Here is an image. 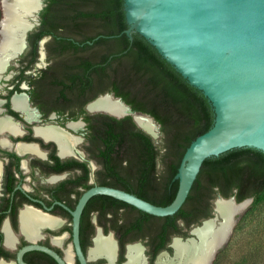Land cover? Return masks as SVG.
I'll return each instance as SVG.
<instances>
[{"label": "trees", "instance_id": "trees-1", "mask_svg": "<svg viewBox=\"0 0 264 264\" xmlns=\"http://www.w3.org/2000/svg\"><path fill=\"white\" fill-rule=\"evenodd\" d=\"M123 7L124 0H45L40 24L29 34L31 51L37 54L44 35L57 38L58 30L64 28L70 34L55 39V43L74 51V63L60 76L45 72L41 80L34 81L37 90L49 97L37 95L34 100L42 107H54L61 100L67 101L61 104L63 108L83 107L99 93L110 91L134 111L153 117L161 126L162 148L131 115L119 119L105 113L85 114L93 154L121 157L125 164L123 188L166 206L176 196L179 183L175 176L187 148L213 126L215 115L208 98L144 37L134 34V40L129 39L124 33L128 25ZM82 51L87 54L77 55ZM65 80L71 84L66 85ZM91 85L100 86V90L93 89L91 96L84 97ZM67 89L78 96L69 99ZM218 195L234 196L238 202L253 198V205L260 204L264 200V153L235 148L206 159L185 204L174 216H152L123 203L139 213L136 227L150 222L148 234L163 238V233L172 228V234L188 237L193 225L214 216L212 199Z\"/></svg>", "mask_w": 264, "mask_h": 264}, {"label": "flooded vegetation", "instance_id": "flooded-vegetation-1", "mask_svg": "<svg viewBox=\"0 0 264 264\" xmlns=\"http://www.w3.org/2000/svg\"><path fill=\"white\" fill-rule=\"evenodd\" d=\"M66 30L59 29L57 38L44 35L38 42L37 54L31 51L28 35L24 52L6 64V71L3 68L0 72V88L5 85V91H0V261L7 264H19L20 250L34 245L55 251L65 264H81L75 246L73 215L81 197L96 186L125 190L124 161L116 155L93 154L91 131L85 119L86 113H102L93 111L97 109H91V105L98 97L113 92H101L83 107L63 108L61 104H67L64 100L54 107H42L34 100L35 96L44 95L34 81L41 80L45 72L60 76L74 63V51L55 43V39L70 34ZM85 54L86 51L77 53ZM15 61L19 66H12ZM64 83L69 85L71 81ZM93 89L100 90V86L91 85L83 96H91ZM66 95L69 99L78 96L72 89H67ZM17 96L25 97L26 107L14 106ZM72 124L78 126L74 128ZM51 129L71 138L63 151ZM216 198L212 199L213 204ZM137 216L139 213L121 200L108 195L93 196L83 209L79 228L87 263L109 264L108 258L91 255L98 235L112 239L114 264H124L129 247L136 244L143 248L142 264H145L143 255L147 264H155L163 251L173 253L174 237L180 235L172 234V228L165 232L162 228L163 238L154 237L148 234L150 222L135 226ZM23 260L27 264H60L47 252L32 248L24 252Z\"/></svg>", "mask_w": 264, "mask_h": 264}, {"label": "water", "instance_id": "water-1", "mask_svg": "<svg viewBox=\"0 0 264 264\" xmlns=\"http://www.w3.org/2000/svg\"><path fill=\"white\" fill-rule=\"evenodd\" d=\"M38 1L41 4L39 8L25 13L19 8L10 14L8 5L15 0H1L0 46L8 27V17L19 14L22 21L15 46L5 50L7 65L20 57L26 48L29 33L39 25V13L44 3ZM123 10L128 25L124 33L129 39L133 41L134 34L144 37L190 85L208 98L215 118L213 126L187 148L175 176L178 190L169 205H156L134 193L107 186H96L84 193L73 211L75 246L81 264L88 263L79 240L80 217L93 196L108 195L156 217L174 216L185 204L206 159L235 148H253L264 153V0H124ZM36 18L35 23L33 20ZM103 96L119 100L130 112L122 116L102 110L96 112L118 118L131 115L136 124L156 140L133 116L142 113L134 111L114 94ZM142 115L152 119L160 133V124L150 115ZM219 199L231 200L235 204L248 202L249 205L253 201V198H247L238 202L234 196H219L215 205ZM213 214L201 224L192 226L188 237L175 236L174 239H195L194 231L206 221L214 220L215 225L220 224L222 217L216 207ZM236 216H232L228 232L214 249L210 264L229 240L236 225ZM31 248L47 252L60 264H65L55 251L38 245L21 249L19 264H27L23 254ZM164 252L173 255L163 251L157 256L155 264ZM143 258L147 264L144 255Z\"/></svg>", "mask_w": 264, "mask_h": 264}, {"label": "bare ground", "instance_id": "bare-ground-1", "mask_svg": "<svg viewBox=\"0 0 264 264\" xmlns=\"http://www.w3.org/2000/svg\"><path fill=\"white\" fill-rule=\"evenodd\" d=\"M41 6L38 0H15V3L8 5L10 14L16 12L21 8L23 13L30 11L32 8H39ZM21 15V14H20ZM37 22V18L33 20ZM8 27L5 29L4 38L0 46V72L6 68L5 50L11 46H15L18 40V29L22 21L19 14H13L8 17ZM14 106L17 108L26 107V100L24 96H17L13 100ZM93 111H108L115 115H125L130 112L129 108L122 104L119 100L111 98V96H103L91 105ZM137 123L142 126L146 131L151 133L156 140L159 138V132L155 122L149 117L142 114H133ZM76 128L78 124H72ZM59 142L61 149L66 148L70 143L69 137L50 130ZM249 203L235 204L231 200L219 199L216 202V209L219 216L222 217V222L215 225V221H206L201 228L194 231L196 238L188 241H182L181 238L176 237L173 242V255L170 256L164 252L159 256L157 264H210L214 249L218 243L225 237L230 225L232 224V216L238 215L243 211ZM142 251L143 248L139 245H132L128 250V261L126 264H142ZM92 256H103L108 258L109 264H114L115 246L110 237H103L98 235L95 239V246L91 250ZM0 264H7L0 261Z\"/></svg>", "mask_w": 264, "mask_h": 264}, {"label": "rangeland", "instance_id": "rangeland-1", "mask_svg": "<svg viewBox=\"0 0 264 264\" xmlns=\"http://www.w3.org/2000/svg\"><path fill=\"white\" fill-rule=\"evenodd\" d=\"M42 1L45 2V0ZM1 16L0 0V19ZM40 19L41 15L39 21ZM12 66H19L18 62L15 61ZM40 66H44V63H41ZM0 91H5V85L0 88ZM155 142L160 148L163 147L161 126L159 138ZM159 167L161 168V165ZM247 212L250 214L243 220ZM220 220L222 219L220 218ZM213 264H264V200L258 205H253L252 201L236 216L233 232L227 243L218 252Z\"/></svg>", "mask_w": 264, "mask_h": 264}]
</instances>
